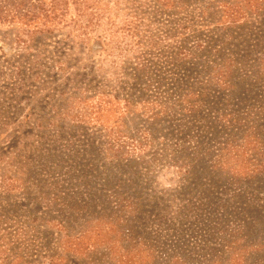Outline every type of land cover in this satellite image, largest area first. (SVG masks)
<instances>
[{
    "label": "rangeland",
    "instance_id": "obj_1",
    "mask_svg": "<svg viewBox=\"0 0 264 264\" xmlns=\"http://www.w3.org/2000/svg\"><path fill=\"white\" fill-rule=\"evenodd\" d=\"M49 4L0 0V264H264V0Z\"/></svg>",
    "mask_w": 264,
    "mask_h": 264
},
{
    "label": "trees",
    "instance_id": "obj_2",
    "mask_svg": "<svg viewBox=\"0 0 264 264\" xmlns=\"http://www.w3.org/2000/svg\"><path fill=\"white\" fill-rule=\"evenodd\" d=\"M61 1L62 0H50L49 7H43V8H41L40 15L46 17L47 16V13H49V12L57 13L59 11L58 8L60 6V2ZM62 4H64V2H62ZM242 56L244 57V55H242ZM224 82H226V79H224Z\"/></svg>",
    "mask_w": 264,
    "mask_h": 264
}]
</instances>
